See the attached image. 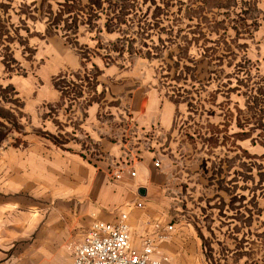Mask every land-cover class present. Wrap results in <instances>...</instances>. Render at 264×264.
<instances>
[{"label": "rangeland", "instance_id": "obj_1", "mask_svg": "<svg viewBox=\"0 0 264 264\" xmlns=\"http://www.w3.org/2000/svg\"><path fill=\"white\" fill-rule=\"evenodd\" d=\"M49 34L84 67L54 78L60 100L40 110L48 129L0 85V145L24 144L31 132L97 154L81 126L87 105L118 100L110 81L95 90L92 58L148 71L177 104L172 131L151 149L180 167L170 214L191 225L208 264H264V0H0L2 77L34 68L30 40Z\"/></svg>", "mask_w": 264, "mask_h": 264}, {"label": "crops", "instance_id": "obj_2", "mask_svg": "<svg viewBox=\"0 0 264 264\" xmlns=\"http://www.w3.org/2000/svg\"><path fill=\"white\" fill-rule=\"evenodd\" d=\"M30 44L36 66L24 76L2 77L0 68V85L18 93L32 125L48 129L40 110L60 100L54 78L81 71L84 62L59 35ZM91 61L101 72L95 90L110 81L118 100L104 109L97 102L87 105L81 126L97 143V154L77 144L54 145L31 132L24 144L0 145V264H70L73 245L90 226L113 224L120 214H126L133 249L151 236L155 224L171 225L157 244L168 258L165 264H208L191 225L169 212L180 167L164 161L154 166L158 158L151 149L172 131L177 104L158 90L148 71ZM101 110L109 118L100 120Z\"/></svg>", "mask_w": 264, "mask_h": 264}, {"label": "built area", "instance_id": "obj_3", "mask_svg": "<svg viewBox=\"0 0 264 264\" xmlns=\"http://www.w3.org/2000/svg\"><path fill=\"white\" fill-rule=\"evenodd\" d=\"M158 167L159 162L154 161ZM134 176V171H129ZM142 207L141 203L136 204ZM126 214H120L113 224L94 222L84 240L73 245V259L70 264H165L168 260L158 248L172 230L171 225L155 224L151 236L141 239L140 248L130 245L129 226Z\"/></svg>", "mask_w": 264, "mask_h": 264}, {"label": "trees", "instance_id": "obj_4", "mask_svg": "<svg viewBox=\"0 0 264 264\" xmlns=\"http://www.w3.org/2000/svg\"><path fill=\"white\" fill-rule=\"evenodd\" d=\"M122 1H123V0H122ZM64 5H66V3H64L63 6H64ZM124 8H126V5H125V4H124L123 6H122V5H120V6H119V5H118V6L115 5V6H114V10H117V9H118V13H121V14L123 13V9H124ZM117 17H118V16H117ZM115 18H116V17H115ZM114 49H116V48H114Z\"/></svg>", "mask_w": 264, "mask_h": 264}]
</instances>
